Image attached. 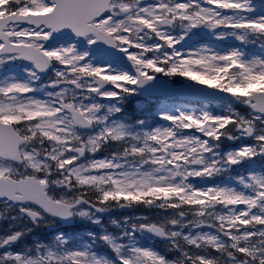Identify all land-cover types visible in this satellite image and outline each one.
Here are the masks:
<instances>
[{"label": "clouds", "instance_id": "obj_1", "mask_svg": "<svg viewBox=\"0 0 264 264\" xmlns=\"http://www.w3.org/2000/svg\"><path fill=\"white\" fill-rule=\"evenodd\" d=\"M114 3L116 7L112 10L113 15L107 20L100 21L99 27L104 32L107 41H110V44L105 42L103 46L122 53L127 61L134 66L135 72H138L148 59L156 58L158 60L161 56H167L168 50L173 53L176 51L172 48L174 41L166 40L163 36L158 39V42L153 41V34L157 38L155 28L158 25H154L153 29L149 30L147 24L142 20L135 19L130 10L135 8L134 4L130 5L124 0H114ZM122 3L128 6L127 10L120 8ZM203 11L206 15H213L210 9ZM149 12H151V8H149ZM168 12L173 13V19H168V13H165L160 23L172 25L174 21H177L174 18L175 8H169ZM188 14L195 19L199 18L197 9L190 10ZM153 20L154 17L150 14L148 23H152ZM31 23L36 26L35 20ZM184 27H188V24H185ZM3 41L0 43L3 53L16 54L13 42L21 47L25 45L40 46L42 49L54 53L51 56H41L43 63L41 71L51 69L49 81L53 86L66 84L74 86L71 89L67 87L54 88L48 94L50 99L47 101L33 100L29 97L27 103L22 102L4 114L5 117H18V120L13 121L18 137L16 152L7 165H4V171L10 169L16 175H31L45 180L44 188L49 197L64 201L72 206L70 217L76 214L91 219L94 215L93 210L102 211L106 208L151 204L163 208L166 206V202L171 199H178L180 203L188 204L190 201L198 200L197 198L201 194L197 193V189L187 182L188 178L205 176L210 162L214 168H219L218 165H220L217 159L206 156L212 151V146L206 140L194 135L181 136L177 139L173 128L165 127L158 132L157 136L167 138L169 137L168 132L171 131V147L166 142L154 145L150 143L154 140L152 135H147L142 144L130 143V146L124 147L122 151L114 152L103 159H93L86 154L95 153L109 141H119L121 133L110 125L100 126L98 131L91 135H85L78 131V129L87 128L94 123L103 121L104 117L97 114L99 104L83 103L76 97L91 93L102 96L109 91L117 92L115 85L104 79L106 74H111L108 71L110 66H104L91 60L87 50H78L73 43L47 48L48 38L36 35L35 27L4 36ZM224 62L226 61L223 59L219 61V63ZM164 67H168V65H164ZM184 67L202 71L208 69L203 59L199 62L190 60ZM93 69L96 70L93 71ZM233 75H236L235 71ZM81 89L90 91H77ZM16 90L27 92L29 85L21 83V87ZM242 102L248 104L246 99H243ZM205 114L209 115L207 112L200 115L188 113L197 120H203L204 126L202 127L190 122L184 114H181L172 123L176 129H195L205 136L211 134L213 138L217 134L228 136L230 131L238 129L241 135L253 137L255 143L251 146L254 152H264V143L260 142V138L264 137V119L237 117L234 123H230L232 129L224 127L223 131H219L216 125L219 124L223 127L229 115H224L222 119L204 120ZM256 120L259 121V124L256 123ZM158 147L161 149L160 152H157ZM230 154L236 160L243 158L236 151ZM129 155L132 156V160L128 163L138 165L131 172L124 170L127 164L121 163V158L126 159ZM96 169L102 170V172L93 174L92 170ZM116 170H120L118 175ZM0 176H3V172H0ZM223 189L225 194L229 195L235 191L230 188ZM121 197H123V203L120 202ZM141 198L143 199L141 200ZM3 200L5 207L12 202H18L12 198ZM208 203L215 202L209 201ZM37 213L41 216L46 212L38 207L29 206L19 207L17 210L15 205L9 210V215H23L25 219L31 218L33 223L37 221ZM229 213L226 216L239 215L240 210L229 209ZM226 216L217 215L215 219L222 220ZM180 217H185V213L181 212ZM206 222L205 219H198L188 223L203 224ZM43 223L48 224L51 221L45 219ZM111 224H118L119 231L115 234H101L99 238L113 250L115 257L112 260L98 258L87 250L54 252L43 244H36L35 250L30 256L19 254V259H17L16 254L11 259L14 264H69V262L71 264H186V261L188 264H199L198 255H189V252L183 249L184 244L197 245V241H200L198 246L205 247L209 245L205 236H215L216 239L213 240V243L221 245L220 252L227 257H232L233 253L229 251V247L235 249L234 245L238 246L240 241H248L240 234H236V240L227 244L216 235L197 233L194 236H182L179 231H172L169 227L182 224V221L175 217L165 218L158 222L148 220L135 222L128 217H123L120 222L112 219ZM28 230L30 229L12 231L10 234L0 237V245L15 241L21 236L22 231ZM144 230L156 237H167L171 241L172 247L181 249V255L166 260L158 252L138 246L135 243V233ZM121 236L125 237L123 243L119 239ZM242 247L255 248L249 247L247 244ZM8 257L9 254L5 253L0 256V261ZM213 264H242V262L217 257L213 259Z\"/></svg>", "mask_w": 264, "mask_h": 264}, {"label": "rangeland", "instance_id": "obj_2", "mask_svg": "<svg viewBox=\"0 0 264 264\" xmlns=\"http://www.w3.org/2000/svg\"><path fill=\"white\" fill-rule=\"evenodd\" d=\"M124 2L129 3L130 5L134 4L135 8H131L132 14L137 15V8L149 7L159 0H124ZM165 2H180V0H165ZM187 2V0H184ZM198 3L202 6H207L204 4L203 0H197ZM221 4L233 3V0H220ZM236 2H242V0H236ZM15 9L16 12L25 13V12H41L37 7L32 5V0H14V2L9 3V0H0V15L11 12ZM221 17H231L233 23L240 22L241 20H255L261 16H264V1L263 0H249L248 7L245 9H221L219 10ZM187 24V21H174L172 27L160 26L161 30L171 35L176 43L174 48L176 51L180 52L182 55H187L193 53L190 57H182V63L179 64V69L177 73L169 74L173 78H178L184 80L190 79L192 77L184 76L182 73L184 71H191L205 78H212L213 76L217 78L216 83L221 86H225L228 89L236 85L244 88L247 85L251 84L252 87L248 89V93L257 89H264V74L260 72L259 65H255L254 70L251 73L243 72V68L240 63L232 64L231 62L219 63L221 56H224L230 51H237L240 54V59L242 63L250 64L264 60V28H235V27H226V26H217L216 28H209L207 25H198L195 27H184ZM34 28L31 26H22L17 24L9 25L7 31L9 35H12L16 32H20L23 29ZM179 37V39H177ZM153 41L158 39L152 36ZM68 43H73L74 47L78 50H87L90 54L91 60H94L97 63H100L104 66H110L115 73L106 74L104 78L111 81L116 89L119 92L118 98L112 99H103L107 95L96 96L92 94L85 95L82 97H76V99L83 103H97L100 107L97 109V114L104 117L103 121L93 124V127L90 131L85 132V135L95 134L98 131L99 127L104 125H110L113 129L122 133L120 140L117 143L115 141H109L106 145L102 146L101 149H98L96 153L87 154L93 159H103L107 156H110L114 152L122 151L124 147H129L130 143L132 144H142L145 139V134L155 136L156 138L150 143L158 145L162 142H166L169 147L172 146V137H163L157 136L156 133L162 131L165 127H172L174 133L179 139L181 136H197L200 139L208 140L209 144L212 146V151L207 153L206 156L211 159H217L218 162L222 159L227 153L234 152L240 149L243 146H251L255 143L253 137H249L247 140L243 139V135L236 130L230 131L228 136H221L218 140L208 138L204 134L198 132L195 129H176L173 125V121L178 119L181 114H184L186 118L189 116L188 113L193 115H200L207 112L211 116H221L229 115L234 118L243 117L244 119H254L259 117V114L253 113L249 108L244 106L242 102L245 99L244 93H239L241 100L238 103L233 102H213L210 104H196L191 106L186 103H179L176 100L175 94H172L169 97H150L151 110L147 113L146 117L138 118L134 122L133 126L130 128L126 126L120 119L115 115V111L120 106V103L124 100H130L136 103L137 107L144 105L143 102L135 98L136 92L138 90L134 89L131 86V79H123L122 76H127V73L134 74L132 71L124 69L123 67L117 65V60L110 55H102L94 52L92 48L88 45L87 41L82 39H75L74 37H67L62 40H54L46 42L47 48H52L59 45H66ZM162 43V42H161ZM169 52L171 50H168ZM150 55V54H149ZM153 59L154 63L149 66L145 63L140 67V71L150 74H163L162 71L164 65L156 63V58ZM171 55L161 56L159 60H170ZM203 59V62L208 69L206 70H197L196 68H187L185 65L188 64L190 60L200 61ZM33 67L31 64L24 63L16 59V54H3L0 56V87H5L11 82L27 83L29 85V91L21 92L16 89L10 90L8 93H0V106H7L10 109L16 108L20 103H27V98L31 97L33 100H45L50 99L48 95L53 88L58 87H71L66 85L53 86L49 81V76L40 78L37 74L36 78L30 76ZM236 72V75H233V72ZM127 72V73H121ZM168 77V75H167ZM249 77V78H246ZM198 81V80H197ZM231 81V82H230ZM201 82V81H200ZM211 85V84H210ZM213 85V84H212ZM73 88V87H72ZM227 89V90H228ZM84 92L90 90L83 89ZM127 92V93H125ZM189 120V119H188ZM191 122V120H189ZM256 123L259 124V121L256 120ZM197 126H204V121L201 120L200 124ZM219 131H223V128L232 129V124L227 126L216 125ZM83 133V132H82ZM217 141H220L218 143ZM218 145L220 148L218 149ZM113 147V150L108 152L107 149ZM166 151V149H164ZM161 149L158 147L157 152H160ZM132 160V156L129 155L126 159L121 158L122 164H127L126 171L131 172L133 168L138 165L128 163ZM0 164L7 165L5 162ZM219 170L213 174L190 177L188 178V183H191L192 186L196 189L202 191L207 190L210 187H220V188H230L237 192H240L247 196H254L255 191L253 186L250 183L249 177L252 175L264 176V158L260 159L257 155L252 157H243L236 164L232 165H218ZM202 170V169H201ZM93 174L97 172H102V170H92ZM117 175L120 170H116ZM117 178V177H114ZM143 198H141L142 200ZM198 200H205L204 205H191L185 217H180V213L173 212L174 210L165 209L157 210L153 212L142 213L140 216L141 222H158L162 221L165 218H178L182 221V224H177L176 226L170 225L172 231H179L182 236L184 235H196L200 233L201 235H216L219 239L227 243L230 240L225 237L221 231L222 222L215 219L217 215H229V209L233 211L235 209L242 210L245 206H231L224 205L220 201L209 204L207 198L203 195H200ZM123 200V197H121ZM167 202H171L173 208L176 209L179 207L180 202L178 199H171ZM186 205L188 203H185ZM156 204L135 206V209H146ZM6 209L10 210V207L7 206ZM183 209V208H180ZM203 209V211H200ZM264 200H258L257 205L249 210V214H256L264 216ZM183 212V211H180ZM199 212V215H197ZM139 214V213H138ZM137 213H128L120 212L117 208H106V212L103 215H97L94 212L92 218L80 217L78 220L81 221L83 226H90L91 229H85L80 232L78 235L72 234L65 237L62 234L52 235L47 239L39 240L35 239L33 244L25 245L24 241H20L16 248H11L9 250L0 249V256L5 253L9 254V257L3 261H0V264H14V261L11 259L16 254L22 255H32L35 250L36 244H43L48 246V248L54 252L61 251H82L87 250L96 255L98 258L104 260H112L115 257L113 250L100 240L101 234H115L119 231L118 224H111L112 219H116L118 222L121 221V218L128 217L134 219L138 216ZM11 216V215H10ZM9 217V216H7ZM198 219H205L207 222L205 224L209 225L210 228L200 227V224L188 223L189 221H195ZM94 226L96 227L94 229ZM223 227L227 230V222H223ZM246 228L247 231L256 233L264 232V225H252L243 226L239 222H236L232 226L233 234L242 235V231ZM59 238V240H57ZM120 242L125 241V237L121 236ZM165 241V239H163ZM183 242V241H181ZM135 243L141 247H147L149 250H154V247H159L166 249L165 253H168L166 260L173 259L181 255V249L179 247H172L171 241L169 243H160L150 238L146 232H137L135 233ZM153 243V244H152ZM241 243H243L241 245ZM200 241H197L196 251L192 250L193 255L204 256L208 255L211 257V254H215L217 257L223 258L224 260H240L242 264H252L258 260H250L249 257H246L244 253H240L237 249H231L229 251L233 253L232 257H227L224 253L214 249L211 245L205 247H199ZM247 244L249 247H255L257 249H264V235H253L249 237L248 241H240L238 247H242ZM187 247V244L183 245V249ZM211 247V252H209ZM155 251V250H154ZM187 251V250H186ZM158 252V251H156ZM191 254V255H192ZM163 255V254H160ZM239 255L245 259H239ZM262 255V253L257 252V256ZM252 258V257H251ZM215 259V258H214ZM71 264V262H69ZM186 264L188 262L186 261Z\"/></svg>", "mask_w": 264, "mask_h": 264}, {"label": "snow or ice", "instance_id": "obj_3", "mask_svg": "<svg viewBox=\"0 0 264 264\" xmlns=\"http://www.w3.org/2000/svg\"><path fill=\"white\" fill-rule=\"evenodd\" d=\"M12 2H14V0H9V3ZM203 2L207 6H202V4L198 3L197 0H187V2L180 0V2L172 3L165 2V0H159V2L152 6L137 8V15H135V19L142 20L145 24H147L149 30H152L154 25H158V27L155 28L157 39H160V37L163 36L166 40L174 41L172 43V48H174L173 46L176 43V40L160 28V26L165 25L160 23L165 13H168V19H173V13L168 12V9L172 7L175 8L174 18L187 21L189 28L202 24L208 25L211 28H215L217 26L235 28H244L247 26L251 28H264V16L255 20L243 19L237 23H233L231 17H221L219 10L229 8L245 9L248 7L249 0H242V2H236V0H233V3L231 4H221L220 0H203ZM32 5L37 7L39 11L47 13L46 16L39 17L35 20L36 35L48 38L49 40L52 33H60L63 29H69L70 33L74 34L76 37H84L88 45L95 48L101 54L105 49L100 46H103L105 42L110 44V41H107V38L99 25L102 19L107 20L113 15L112 10L116 7L114 0H32ZM120 8L127 10L128 6L122 3L120 4ZM149 8H151V12H149ZM193 9H197V14L199 16L198 19H195L192 15L188 14L190 10ZM205 9H210L213 15H206L203 11ZM13 11H15V9ZM150 14L154 17L152 23H148ZM2 23L3 22L0 21V24ZM45 29H47V31H45ZM0 38H4L2 32H0ZM13 49L16 52V56L32 62L33 71L30 73L32 78H36L37 73L43 68L41 56H51L54 54L50 51L42 49L40 46L33 47L32 45H25L21 47L15 44V42H13ZM0 53H3V49H0ZM169 54L171 55L170 60L164 61L158 59L156 61L158 65L160 63L168 65V67H163L162 69V71L168 74L178 72L179 64L183 62L181 59L182 57H190L193 55V53L182 55L178 51H175L174 53L170 51L168 55ZM219 58L226 62H231L232 64L240 63L243 68V72L245 73H251L254 70L255 65H259L260 72L264 74V60L255 61L251 63V65L242 63L240 54L235 50L230 51ZM193 62L199 61L193 60ZM146 63L151 66L154 61L150 58L146 61ZM95 70L96 69H93V71ZM108 71L115 73L111 67L108 68ZM182 74L184 76L192 77L193 80L201 81L204 84H216L217 80L216 77L205 78L191 71H184ZM121 78L131 79L133 85L144 84L146 81H150L152 79L150 73L140 71L135 72V74L127 73V76H122ZM20 87L21 83L11 82L7 84V87H0V93H8L10 90ZM251 87V84L244 88L240 87V85H236L234 87H230L227 91L230 93H244L250 107L259 113V117L261 119H264V96H248V89ZM104 95L112 98H118L119 92L109 91ZM9 111H11V109L7 106H0V160L4 161H10L15 155L18 141L16 130L12 123L13 121L18 120V117H5L4 114ZM222 118L224 117L209 116L207 114L204 115V120H217ZM187 119L191 120L195 124L201 123V120H197L191 115H189ZM234 122L235 118L233 116H228L226 118V123L223 126H227ZM145 135L147 136L148 134L146 133ZM156 135H158V132ZM168 135L171 137L172 132L169 131ZM206 137L218 140L221 136L217 134V136L213 138L211 134H208ZM152 138L155 139V136H152ZM206 141L208 142V140ZM260 142L264 143V137L260 138ZM236 152L241 157H252L256 155L257 152L264 153L260 151L254 152L252 150V146H243ZM230 153L231 152L227 153L223 159L219 161V164L232 165L239 161L236 160ZM218 170L219 168H214L210 162L205 174L210 175ZM0 172H3V176H0V198H12L18 202H31L48 214L59 217H70L69 213L72 206L64 201L54 200L49 197L44 188L46 181L42 178L31 175H16L13 174L10 169L4 171V164H0ZM249 180L255 191L254 196H247L237 191L232 192L230 195L225 194L224 189L220 187H210L204 191L200 189L196 190L197 193L205 196L208 202L220 201L224 205L245 206L242 210H240L239 215L226 216L220 220L222 222L221 231L230 241L236 240V234H233L232 232V226L236 222H239V224L243 226L252 225L255 227L256 225H264V216L249 214V210L257 205L258 200H264V176L252 175L249 177ZM121 195H123V193H121ZM205 203V200L190 201V204L192 205H204ZM38 216L39 213H37V217ZM223 222H227V230L224 229ZM242 235L246 239H249V237L253 235H264V232L253 233L247 231L245 228V230L242 231ZM205 239H208L209 245L220 251L221 245L213 243V240L216 239L215 236H205ZM234 248L240 253H244L246 257H252L253 259L258 260L259 264H264V249H249L246 247H238L237 245H234ZM257 252L262 253V255L257 256ZM17 259H19V254H17ZM197 259L199 260V264H213V259L208 255L198 256Z\"/></svg>", "mask_w": 264, "mask_h": 264}, {"label": "water", "instance_id": "obj_4", "mask_svg": "<svg viewBox=\"0 0 264 264\" xmlns=\"http://www.w3.org/2000/svg\"><path fill=\"white\" fill-rule=\"evenodd\" d=\"M46 15L47 13H36V14L34 13H27V14L11 13L6 16H2L0 17V21L3 22L2 24H0V32L3 33V36H7V34L3 31V29L8 23L21 22L23 24L33 25L31 21L36 20L37 18L46 16ZM166 26H171V25H166ZM68 35H74V34H71L69 29H63L60 31V33H52L50 38H64ZM0 40L3 41V38H0ZM100 47L105 49L103 51L104 53H111L112 55H115L120 60L121 64L124 67L134 68V66H132L131 63L127 61L126 57L123 56L122 53H119L118 51H114L110 47H105V46H100ZM18 58L24 59L21 57H18ZM49 70L50 68L43 70V71H39V73L43 75L49 72ZM151 77L152 79L150 81H146L144 84L134 85L136 88L141 90L140 93L142 95H169L175 91H178V98L181 100L204 101V102L216 101V100L237 101L235 93H230L228 91H225L215 86L206 85V84L195 82V81H185V82L175 85L172 83V81H170L168 78L164 76L158 75V76H151ZM248 96H264V90L255 91L253 93L248 94ZM246 105L250 107L249 104H246ZM253 111L256 112L255 110ZM90 128L91 126L87 128H82V129H90ZM259 155L264 156V153H259ZM14 203H19V202H14ZM97 211L101 212V210H97ZM62 218L66 223H71L72 221L71 217H62ZM161 238L168 239L167 237H161Z\"/></svg>", "mask_w": 264, "mask_h": 264}, {"label": "flooded vegetation", "instance_id": "obj_5", "mask_svg": "<svg viewBox=\"0 0 264 264\" xmlns=\"http://www.w3.org/2000/svg\"><path fill=\"white\" fill-rule=\"evenodd\" d=\"M4 204V200H0V237L10 234L12 231L21 230L25 228L30 229L28 231H22L21 236L18 237L14 243H9L8 247H6L5 249L16 248L21 240L23 241V239L25 240L26 238H29V235H31L32 233L46 235L49 232H53L54 230L52 229L56 230L57 228H60L62 226L61 224H59L57 219L52 218L46 214L39 216L35 223H32L28 219H25L23 215L16 216V218H13L12 220H7V216L10 215L9 210L6 209ZM8 206L11 208L13 204H9ZM23 206L35 208L34 205L28 203L22 206L15 205L17 210L19 209V207ZM45 219L50 220L51 223H43Z\"/></svg>", "mask_w": 264, "mask_h": 264}, {"label": "trees", "instance_id": "obj_6", "mask_svg": "<svg viewBox=\"0 0 264 264\" xmlns=\"http://www.w3.org/2000/svg\"><path fill=\"white\" fill-rule=\"evenodd\" d=\"M182 79H179V80H182ZM146 108H147V106L143 105V108L140 109L139 107H135V105L130 100L126 101L121 105V110L118 112V118H120L124 124L129 126L134 122V120L136 118H138L140 116L139 114H141V112L144 111ZM111 150H112V148H111ZM168 203L169 202H166V205H168ZM191 205L192 204L186 205L185 203H183V208L189 209V207ZM157 208H160V207H157ZM184 250H187L189 252V255H191L193 253L192 250L196 251V246L195 245H187V247H185ZM209 252H211V247H210ZM166 256H167V254H166ZM210 256H211L210 258H212V259L217 258V256L215 254H211Z\"/></svg>", "mask_w": 264, "mask_h": 264}]
</instances>
